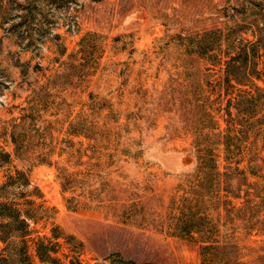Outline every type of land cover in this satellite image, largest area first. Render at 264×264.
I'll list each match as a JSON object with an SVG mask.
<instances>
[{
    "label": "rangeland",
    "instance_id": "obj_1",
    "mask_svg": "<svg viewBox=\"0 0 264 264\" xmlns=\"http://www.w3.org/2000/svg\"><path fill=\"white\" fill-rule=\"evenodd\" d=\"M206 30L235 51L264 32V0H0V186L30 181L0 198L31 216L0 264H41L44 236L58 264H203L204 240L221 245L207 264H264L263 111L226 114L259 92L218 79Z\"/></svg>",
    "mask_w": 264,
    "mask_h": 264
},
{
    "label": "trees",
    "instance_id": "obj_2",
    "mask_svg": "<svg viewBox=\"0 0 264 264\" xmlns=\"http://www.w3.org/2000/svg\"><path fill=\"white\" fill-rule=\"evenodd\" d=\"M215 30H206L197 39V46L199 47V54L204 55L210 61L211 65L220 66V74L218 79L222 82L237 83L243 85H253L259 94L256 95L252 89H241L238 93L232 92L233 95L229 100L230 106L227 108L226 114L229 116V125L236 126L237 117L240 112H243L245 106L253 105L257 100L260 108L262 109V127H264V86L259 85L255 80H262L264 82V32H255V39H241L238 40L236 50L233 52H220L222 45L210 44V36ZM218 39V37H217ZM216 45V46H215ZM219 47V49H218ZM215 52V58L213 55ZM225 53V54H223ZM216 59V60H215ZM259 62L262 63V68L258 69ZM243 76L241 78L240 74ZM232 86H235L232 84ZM236 112H235V111ZM264 130V128H263ZM225 159H233L237 163H240L244 156L243 152H238L234 156V149L228 144L225 146ZM15 154H18V150H15ZM0 167H4L6 164H10L13 161L12 153L2 149L0 154ZM232 161V160H231ZM50 163V162H47ZM239 169V168H237ZM6 181L0 186L1 189L9 186H25L30 183L28 174L25 170L16 168L15 173H8ZM23 202H18L17 199H11L8 196L0 198V240L7 241L12 236L25 237L30 235V215L27 208H24ZM185 229L183 233L193 234L197 232L194 228L184 225ZM52 237H56L53 235ZM204 248L209 252L203 258V264H207L211 261L213 254L221 249L220 244H214L211 241L204 240ZM52 240L48 236L36 238V250L37 255L41 261V264H58L60 257L54 253L57 252L55 248L50 246ZM29 258V256H28ZM133 262V261H132ZM134 264H136L134 262Z\"/></svg>",
    "mask_w": 264,
    "mask_h": 264
}]
</instances>
